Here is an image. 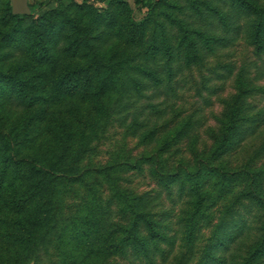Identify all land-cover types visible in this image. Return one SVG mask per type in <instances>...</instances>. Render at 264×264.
Here are the masks:
<instances>
[{"label": "trees", "instance_id": "1", "mask_svg": "<svg viewBox=\"0 0 264 264\" xmlns=\"http://www.w3.org/2000/svg\"><path fill=\"white\" fill-rule=\"evenodd\" d=\"M104 1L0 0V264H264V0Z\"/></svg>", "mask_w": 264, "mask_h": 264}, {"label": "rangeland", "instance_id": "2", "mask_svg": "<svg viewBox=\"0 0 264 264\" xmlns=\"http://www.w3.org/2000/svg\"><path fill=\"white\" fill-rule=\"evenodd\" d=\"M60 0H29L30 4H32L35 7H40L41 2H45L46 5L44 7H41L38 9V15L42 14L43 12H45L46 10H48L49 8H53L55 6L58 5ZM61 1H65V0H61ZM78 2H81L82 0H77ZM130 4L132 7L135 6L134 4V0H129ZM111 0H105L104 2H94V5L98 8L102 9H106L110 6ZM134 12L136 14V9L134 8ZM243 53L246 54L247 58L252 56V52L247 50L244 43H240L236 46H234L232 48L231 51V56L226 57L227 61L229 60H233V61H240L242 58ZM199 79V77H198ZM199 82V80H198ZM264 82V81H263ZM231 81L229 80L227 82V87H226V91L223 93V96H227L231 91H232V85H231ZM195 86H197L196 84H194ZM193 86L192 88L190 87V84L186 87L185 91H184V105L185 107L188 108L189 112H191L195 107L198 106H202L204 105L203 99L197 94V87ZM190 88V89H189ZM205 95H208V92L204 91ZM212 99L214 100V104L212 106H207L205 107V112H206V117H207V124L208 125H215V119L212 116V112L215 113H219L222 109V106L220 104V102L217 100V96H212ZM264 104V102L262 103ZM205 106V105H204ZM114 136L113 139L108 142L106 145H103V153L101 154L100 158L102 160H106L109 156L107 154V150H111L113 148H117L116 146L118 145V141H121L122 138V130L117 132V128H115L113 131ZM204 137H206L204 135ZM127 147L131 150H133L134 154H139V152H141V150L143 149V147L137 146L136 144V139H131L130 137H128V144ZM133 176V175H131ZM126 184H128L130 187H134V188H138L139 190H146L152 186H154V183L148 181V179H143L142 177H140L139 179L136 177H132L131 178V182H126ZM160 260V258L158 259V261Z\"/></svg>", "mask_w": 264, "mask_h": 264}, {"label": "water", "instance_id": "3", "mask_svg": "<svg viewBox=\"0 0 264 264\" xmlns=\"http://www.w3.org/2000/svg\"><path fill=\"white\" fill-rule=\"evenodd\" d=\"M12 12L20 15H30L32 13L29 0H12Z\"/></svg>", "mask_w": 264, "mask_h": 264}]
</instances>
